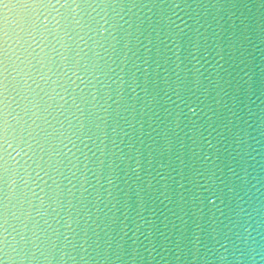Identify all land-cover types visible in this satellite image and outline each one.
<instances>
[{
	"label": "water",
	"instance_id": "water-1",
	"mask_svg": "<svg viewBox=\"0 0 264 264\" xmlns=\"http://www.w3.org/2000/svg\"><path fill=\"white\" fill-rule=\"evenodd\" d=\"M0 264H264V0H0Z\"/></svg>",
	"mask_w": 264,
	"mask_h": 264
}]
</instances>
